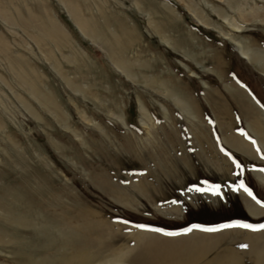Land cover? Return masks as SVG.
Returning <instances> with one entry per match:
<instances>
[{
    "label": "rangeland",
    "instance_id": "obj_1",
    "mask_svg": "<svg viewBox=\"0 0 264 264\" xmlns=\"http://www.w3.org/2000/svg\"><path fill=\"white\" fill-rule=\"evenodd\" d=\"M261 3L264 6V0H0L4 10L0 14V264H105L101 261L108 251L122 244L129 233L96 224L89 215L92 211L130 228L151 225L170 231L193 223L248 218L236 192H225V203L216 209L202 202L194 207L185 199L201 182L214 186L223 177L198 152L191 131L221 140L227 129L216 116L229 109L238 130L249 138H253L246 125L249 118L260 111L264 122V109L250 102L254 97L236 79H231L238 82L235 86L227 81L223 85L227 101L217 99L218 80L208 71L214 53L225 49L229 79L233 75L242 79L264 106V70L242 60L235 46L239 42L252 50L264 47V23L251 17V9ZM71 9L78 10V21L70 16ZM241 12L246 23L241 33H234L223 19L231 21ZM52 22L68 38L62 42L47 39ZM190 26L209 36L202 43L207 56L199 58L196 53L202 48L190 45L186 36ZM87 30L98 38H90ZM150 33L162 43L161 37H166L171 50L182 54L177 47L182 46L194 52L189 59L174 54L171 61L177 66L179 60L186 63L180 71L192 76V93L203 100L202 109L212 113L207 125L197 108V112L191 110L193 118L180 112L184 122H179V128L185 130L177 129L171 112L164 113L158 106L162 99L143 83L157 81L146 79L152 75H175L169 69H155L154 63H150L151 70L140 68L142 57L170 50ZM196 37L200 39L199 34ZM196 37L189 36L193 41ZM111 50L118 63L131 69L132 79L111 63ZM217 61L221 69L217 75L223 79L225 60ZM39 93L54 108L39 103ZM188 101L195 109L194 96ZM140 106L151 111L148 118L156 117L146 122ZM165 115L175 131L166 122L160 127L155 124L165 120ZM214 119L219 132L211 124ZM146 130L151 137H144ZM171 132L173 141L183 146L171 145ZM217 147L232 161V188L243 183L264 202V187L250 170L264 169V153L260 151L256 159L245 157L222 140ZM147 175L155 184L152 178V184L145 179ZM126 198L131 202L126 203ZM155 199L158 203L175 201L179 210H163ZM253 220L263 226L264 214ZM167 247V240L155 237L126 260L161 263L169 259Z\"/></svg>",
    "mask_w": 264,
    "mask_h": 264
},
{
    "label": "bare ground",
    "instance_id": "obj_2",
    "mask_svg": "<svg viewBox=\"0 0 264 264\" xmlns=\"http://www.w3.org/2000/svg\"><path fill=\"white\" fill-rule=\"evenodd\" d=\"M262 5L263 4L261 3V5H258L257 7L255 6L253 9H251V17L252 19H259L261 22L264 23V12L261 13L257 12L259 11L260 8L261 9L264 8V6ZM68 12L70 16L73 18V20L78 21L77 9H71ZM193 12L194 11H192V13ZM3 13L4 10L1 7L0 14L2 15ZM244 17L245 15H243V13L241 12L238 13L237 18H233L231 21L226 18H224L223 20L224 23L228 26V28L232 32L241 33L246 23ZM238 19H240V22L238 21ZM49 28L50 30L48 29V32L47 30H43V34L47 32V39L49 38V40L51 41L56 40L57 42L58 41L62 42L63 38H68L65 31L62 30V28L57 23L55 22L50 23ZM85 29L88 28L85 27ZM81 31L83 32L82 34L85 35L84 29ZM87 35H90V38L94 40L98 38V36H95V34H92L88 30H87ZM161 38H162L161 40L164 41V43H166L168 47H172L170 43L165 41L166 37H161ZM230 39L231 41L233 40L232 38H229V40ZM235 46L242 60L246 61L249 64L257 65L260 70H264L263 46L257 45L262 50H257V49L252 50L248 46L244 47L239 42H236ZM117 57L118 56L114 53L113 50L109 52V59L111 63L117 68V70L120 69V71L124 73V75H126L127 78L132 79L134 76L131 74L129 68L121 65V63H118L116 59ZM226 81H228L231 85L234 86L235 83L237 84L239 82V81L237 82L236 80L233 81L231 79H226ZM143 83H145V85H149L153 89H156L157 87L160 86L159 85L160 83L158 81L145 80L143 81ZM240 84L241 83L239 82V85ZM162 86L163 84H161L160 88ZM72 88L75 92H77L75 86L72 85ZM242 88L250 94L249 90L246 87H242ZM162 93H164L166 96L169 95L168 90H165ZM38 99L37 101L42 105H44L45 107L54 108L53 103H51V101L49 102V100H47L43 96L40 95ZM174 101L175 104L179 106L182 114H185L187 116L192 114L191 108L186 101L178 97H176ZM250 102L251 103L253 102L252 104H254L257 107V109L258 106L261 109H263L261 105H259L254 98H251ZM232 112L233 111H230L229 109L228 112L226 110L225 114L224 113L217 114L216 116L219 125L220 124L223 125L222 127H225L228 130V131L226 130L222 135V139H221L222 142L232 150L241 153L245 157H250L252 159L258 158L259 154L257 152V148H259L261 151L264 152V122L262 121L263 119L262 113L259 111L261 113L259 114V112L257 111V114L252 115V117L249 118L250 121L246 122L248 130L254 136V139L251 140L248 139L244 134H242L238 130L237 128L238 125L236 127V120H235L236 117H234L235 114L233 115ZM190 117L193 118V116L191 115ZM144 119H146V122L149 119L147 113H145ZM181 129L182 127L179 128V130ZM193 132L194 131H191L190 136L192 138H196L195 141L198 152L201 153L205 158L210 159L212 162V166L213 167L215 166L214 169L220 171L223 177L220 179L218 184L214 186L199 182L200 185L196 187V189H199V191H197L196 189L194 192L190 191L189 192L190 195L185 199L186 202L188 201V203L194 207L202 202L208 204L212 209H216L220 205L225 203L226 196L224 194L225 192L230 191L231 193L236 192L238 194L239 198L241 199V202L243 203L244 207L246 208L247 212H249V214H251L252 216H258L264 214V207H261L259 204H257L255 200H253L246 192H244L242 189L239 188V185L241 183H239L236 189L232 188L231 186L232 177L230 176L231 170L233 168L231 165L232 161L230 162L226 154H224L218 149L216 143H212V140H214L213 137L210 138L208 135H203L199 131L198 133L195 132L196 134ZM181 133L179 134L181 135ZM192 134H194L195 136H193ZM143 135L145 138H149V136L151 137V134H149L147 130L146 132H144ZM173 137L174 136L172 134V141L170 143L171 145L174 144L173 147L180 148L181 146H183V144L179 140L176 139V141L175 140L173 141V139H175ZM253 141L255 143H253ZM146 143H150V141L148 142L146 140ZM261 160H264V158L261 157ZM260 169L261 168H251L250 170L257 184L260 185L261 187H264V171H259ZM145 177L147 181L151 180L150 178H152V176L149 177L148 175ZM217 186H219V195H214L212 193V189L216 188ZM139 187H141V185ZM143 188L145 191L146 190L145 187ZM140 191L142 193L143 189L140 188ZM157 201L158 200H156V202ZM129 202H131V200L126 198V203ZM174 202L173 201L170 202L168 200L162 201L160 203L157 202L156 206L162 207L163 210L166 211L167 210L178 211L179 209L176 208L178 204L175 207ZM89 215L93 219V221L96 222V224H102L107 229H114L117 231L122 230L123 232L129 233L126 240L122 244L116 246L115 248H111V250L108 251L107 253L108 256H106L104 260L103 259L102 261L100 260L105 264H130L126 260V258L130 255V253L134 250L141 249L142 247L148 246L149 244L153 243L155 237L164 238L165 240H167V246H168L167 248L171 252L168 260L156 264H264V230H261L262 223L254 228L257 229L256 231H252L241 227H235V225H231L232 227L223 226L221 229L217 231H203L196 229L193 226H190L187 229L188 231L185 230L183 233H180L178 235L176 234L167 237L164 236L162 237L160 235L157 236L156 235L157 231L151 228L150 226H144L143 228L140 227L130 228L128 226H125V224H122L121 222L117 223L107 218H104L103 216L93 211ZM218 236H220L221 238ZM220 241L222 243H220ZM241 245H247V248H242ZM84 258L85 257H83V259ZM79 259L81 260V258Z\"/></svg>",
    "mask_w": 264,
    "mask_h": 264
},
{
    "label": "crops",
    "instance_id": "obj_3",
    "mask_svg": "<svg viewBox=\"0 0 264 264\" xmlns=\"http://www.w3.org/2000/svg\"><path fill=\"white\" fill-rule=\"evenodd\" d=\"M191 30L192 33L191 35L188 34L187 31ZM186 31V36L188 37L189 39V43L190 45H194L196 47H199V48H202V43H205V41H209L210 39H206L205 37H208L209 36L205 33V32H200V33H197L192 27L189 28L188 30ZM150 32V31H149ZM151 35L155 36L157 39L158 37L155 35V34H152L150 33ZM196 34H199L200 36V39H198L196 37ZM192 36V37H196V39L193 41L189 38V36ZM154 38V37H153ZM181 38V37H180ZM179 38V39H180ZM152 42V41H151ZM158 42L161 43L162 45L166 46L164 43L160 42L159 39H158ZM175 41L171 42L172 44H174ZM200 44V45H199ZM175 46H177L176 42H175ZM167 47V46H166ZM180 51L182 52V55L180 52H177V51H174V50H171L169 47H167V49H170L169 51H162L160 52L159 54L156 52H153L150 54V57H146L144 59V57H142V60L139 59V62L142 63V65L140 66V68H145V69H150L151 70V64L150 63H154V68L155 69H158L160 70V68H165V69H169L170 70V75H174V77H165V78H159L158 76L156 75H152L150 77H147L146 79H157L158 82L162 83L163 86L161 88H156V89H153L151 88L149 85H146L148 86L149 88H151L150 90L152 91V93L154 94V96L156 98H161L162 99V102L161 103H158V106L163 109L164 113H168L170 114L171 112V117H172V121H176L178 123L177 125V129L179 128V122L182 120L179 118V116L181 115L180 114V108L177 104H175V101L174 99L176 97L184 100L187 102V104H189V101H188V97H193L196 99V101L194 102V108H191V110L193 109V112H197V108L199 109V113L203 116V118H201V120L205 123V125H207V123L209 122V117L208 115H212L211 112L209 111H205L204 109H202V101L203 100H200L198 101L197 100V97H198V94L196 93H192L193 91V88L194 86L193 85H190L191 82H193V80L191 79V77H189V75L187 76L185 73H182L180 71V66H183V67H186V63L183 62V60H179L180 63H178L179 66L175 65L172 61H171V58L174 54H181V56L183 58H186V59H189L193 54L194 52H191V50L189 48H183L182 46H177ZM161 54V55H160ZM197 56H199V58L201 56H207V53L206 51L202 48V50L200 52H197L196 53ZM221 58L223 60H225L223 63L225 64V66L222 67V70L224 71L225 70V67H226V70H227V76H224L223 79H221V77H219L217 75V73L220 72V68L218 67V59ZM144 60H147V61H144ZM212 60H214V63H213V67H211L210 69H208L209 72H213V74L215 75L216 79L218 81L217 82V86L215 87V93H216V97L217 99H223L225 102L227 101L225 98L227 97L228 95V91L225 87H223V85H225L226 83V79H229V70H228V65H227V61H228V58H227V52L225 51V49H223V51H219V52H215L214 55H213V58ZM207 61L206 58L203 59V62ZM203 62H200V63H203ZM196 65L198 66L199 63H196ZM130 69V68H129ZM131 70V69H130ZM163 71V70H162ZM190 72V71H188ZM153 73V72H152ZM182 73V74H181ZM193 73V72H192ZM227 77V78H226ZM127 78V77H126ZM128 79V78H127ZM130 79V78H129ZM231 79V78H230ZM134 80V79H133ZM134 82V81H133ZM228 82V81H227ZM229 83V82H228ZM203 85L206 86V84L203 82ZM165 90H168L169 92V95L166 96L164 93H162L163 91ZM150 97H153L152 95H150ZM154 97V98H155ZM204 98V96H203ZM164 100H165V103H164ZM140 113L142 114H145V113H149L147 112V110L145 108H143V106H140ZM166 109V110H165ZM201 109V110H200ZM217 112V111H216ZM192 113V112H191ZM166 116V115H165ZM156 116L152 114V116L150 115L149 116V119L151 121V118H155ZM202 117V116H201ZM214 118V117H213ZM164 123H163V122ZM184 122V120H182ZM149 122V121H148ZM168 123L170 124V120L167 118H165V120H156L155 124L157 125V127H160L161 124H165ZM214 122H215V119H214ZM170 130L172 131H175L176 129H173V125L170 124ZM150 126H153V125H150ZM155 127V126H154ZM184 130H185V127L184 126H181ZM167 128H169L167 126ZM215 128H216V125H215ZM157 130V129H156ZM217 130V128H216ZM218 131V130H217ZM157 132V131H156ZM219 132V131H218ZM155 133V131H154ZM158 133V132H157ZM142 134V133H141ZM172 134V132H171Z\"/></svg>",
    "mask_w": 264,
    "mask_h": 264
},
{
    "label": "snow or ice",
    "instance_id": "obj_4",
    "mask_svg": "<svg viewBox=\"0 0 264 264\" xmlns=\"http://www.w3.org/2000/svg\"><path fill=\"white\" fill-rule=\"evenodd\" d=\"M253 143H255V142L253 141ZM237 167H239V165H237ZM259 171H264V169H260ZM239 188L242 189L244 192H246L253 200L256 201L257 204H259L261 207H264V202H261V201L257 200L256 197L253 195L252 191L249 190V188L246 187L243 183H241L239 185ZM196 190L199 191V189H196ZM212 193L214 195H219V186H217L216 188L212 189ZM226 227H232V226L229 225V226H226ZM235 227L246 228V229H249V230H252V231H256L257 230V229H254L250 225H247V224L235 225ZM202 230L203 231H216L217 229H202ZM261 230H264V226H261ZM165 235H176V234L175 233H165ZM241 247L242 248H247V245H241Z\"/></svg>",
    "mask_w": 264,
    "mask_h": 264
}]
</instances>
